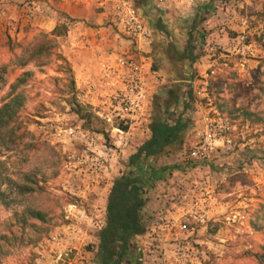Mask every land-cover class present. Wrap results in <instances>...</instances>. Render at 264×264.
I'll list each match as a JSON object with an SVG mask.
<instances>
[{
	"label": "rangeland",
	"instance_id": "obj_1",
	"mask_svg": "<svg viewBox=\"0 0 264 264\" xmlns=\"http://www.w3.org/2000/svg\"><path fill=\"white\" fill-rule=\"evenodd\" d=\"M68 1L76 4L79 15L69 14L68 4L65 8ZM133 1L154 29L145 54L154 74L151 84L156 88L146 110L148 120L134 121L131 130L149 125L154 109L164 103L170 89L190 84L195 97L185 115L189 130L183 147L161 155L153 164L155 168L174 164L186 168L167 170L164 175L161 172L163 176L156 182L153 195L160 203L144 210L149 229L136 237L138 245L145 246L142 257L147 263L143 264H157L160 247L168 254L179 242L201 243L213 264H264L255 256L264 245V156L248 162L246 168L242 158H248L249 147L245 155L219 150L206 162L188 157L194 144L193 125L209 111L220 112L237 126L238 141L253 139L247 145L256 146L252 155L262 150L264 120L252 121L244 116V110L264 108V0H215L210 12L204 9L209 0ZM115 2L50 0L49 18L43 19L42 11L47 8L40 2L33 9L32 0H0V70L5 65L7 79L5 84L0 79L4 85L0 105L10 99V85L16 76L24 70L34 72L23 89L25 100L16 119L24 138L16 149L0 141V190L4 192V200L0 198V238L12 232L24 236L0 258V264H100L97 235L105 221L111 186L116 176L129 169V156L147 138L134 136L122 151L113 124L94 112L88 100L90 92L87 96V89L78 83L65 52L68 31L56 37L51 32L57 25L69 30L76 22L93 28V16L108 11L109 20L104 24L112 25L113 33L122 38L112 21ZM159 15L166 32L155 29ZM195 23L198 59L191 64L181 54ZM43 32L56 39L50 63L43 67L30 64L25 69L16 66L9 42H27ZM130 51L140 54L134 47ZM222 102L229 103L230 114L218 107ZM77 103L86 107L87 116L77 112ZM116 125L129 128L122 122ZM71 128L74 135L69 134ZM102 144L119 147L109 167L104 165ZM102 163L98 175L93 173ZM70 204L77 206L71 215ZM197 204L207 207L211 218L199 224L194 236L187 238L166 228L169 214L186 213ZM29 210L44 211L45 220L33 219ZM158 227L163 230L159 232ZM148 247L158 248L153 252Z\"/></svg>",
	"mask_w": 264,
	"mask_h": 264
},
{
	"label": "trees",
	"instance_id": "obj_2",
	"mask_svg": "<svg viewBox=\"0 0 264 264\" xmlns=\"http://www.w3.org/2000/svg\"><path fill=\"white\" fill-rule=\"evenodd\" d=\"M142 1L139 0V3ZM214 1L209 0L206 3L205 12H210ZM197 25L198 23H195L196 28L191 27L187 46L181 54V58L188 60L191 64H194L198 59L196 35L194 34ZM155 29L167 31L160 15L155 22ZM67 31L68 28L65 25H57L52 30L51 36L52 34L54 37L63 35ZM51 36L50 33L43 32L27 42L15 44L9 42V51L16 66L25 69L30 64L39 67L48 65L55 54L54 42L56 39ZM5 69V65L1 66L0 79L1 82L4 81L3 84L7 80L4 76ZM33 76L32 70H24L16 76L10 85V99L0 105V141L7 148L16 149L24 138L16 126V119L25 100L23 89ZM72 82L74 83V81ZM3 84H0L1 89L4 87ZM12 93L14 94L11 95ZM194 98L193 87L190 84H186L182 88L170 89L168 98L164 103H158L153 111L149 123L150 137L139 145L135 153L129 156V169L115 177L108 195L105 221L97 235L99 243L96 249V258L100 264L144 263L142 254L146 252L145 247L138 245L136 237L144 235L149 229L147 225L149 216L144 212L148 203L146 194L150 189L155 188L157 180L164 175L165 171L185 170L186 168L177 164L155 168L153 164L161 155H168L173 150H180L183 147L185 136L189 130V121L185 115L192 108ZM228 104L222 102L218 107L230 114ZM77 105L79 107L77 112L87 116L89 111H85L86 107L79 103ZM244 116L251 117V120L255 122L262 121L264 120V108L255 111L247 108L244 110ZM0 198L4 200V192L1 190ZM29 214L33 219L45 220L44 211L29 210ZM19 236L12 232L10 235H3L0 238V258L10 253L15 242L19 243ZM20 238L23 239L24 236H20ZM20 241L21 244L25 242ZM255 256L261 263H264V245L263 251L255 253Z\"/></svg>",
	"mask_w": 264,
	"mask_h": 264
},
{
	"label": "built area",
	"instance_id": "obj_3",
	"mask_svg": "<svg viewBox=\"0 0 264 264\" xmlns=\"http://www.w3.org/2000/svg\"><path fill=\"white\" fill-rule=\"evenodd\" d=\"M112 16V21L119 34L127 39L133 47L139 50L140 45L151 42L154 29L143 15L141 8L133 0H116L112 5ZM146 75L144 64L133 53L117 56L114 64L106 68V77L112 81L113 91L108 96L105 106L97 109L95 113L106 122L113 124V130L118 134V142L122 151L126 149L129 140L132 138V123L140 118L143 122V115H145L150 104ZM120 122L129 125V128L117 126L116 124ZM192 130L194 144L188 154L190 160L210 161L215 157V152L219 150L224 153L245 155L244 151L249 147L251 151L246 154L248 158H242V166L246 168L249 165L248 162L261 160L264 156V147L256 153L257 155H252L251 152L256 151V146L247 145L253 139H249L247 143L246 140L238 141L237 126L218 111L202 114L195 121ZM75 133V129L69 130V134L74 135ZM243 139L246 137L244 136ZM95 142L96 138L93 136V143ZM102 146L104 147V162H106L104 165L109 167L110 160L115 157L119 147H108L106 144H102ZM103 163L101 166L97 164L93 168V173L98 175ZM93 188H97V185L93 184ZM76 208L75 204H70L68 214H73ZM210 218L208 208L197 204L186 213L169 217L165 224L170 231L175 230L177 235H184L188 238L198 232L199 224L208 223ZM197 244L192 245L191 242L175 243L174 248L168 254L166 248L163 251V248L160 247L157 264H213L210 263L211 258L203 245ZM158 247L148 248L149 251L154 252ZM144 263L147 262L144 261Z\"/></svg>",
	"mask_w": 264,
	"mask_h": 264
},
{
	"label": "crops",
	"instance_id": "obj_4",
	"mask_svg": "<svg viewBox=\"0 0 264 264\" xmlns=\"http://www.w3.org/2000/svg\"><path fill=\"white\" fill-rule=\"evenodd\" d=\"M32 2L34 3L33 9L39 2L41 3L40 6L42 8H47V10L45 9L42 11L41 15L43 19L49 18L48 12L52 6L50 0H32ZM66 5L68 6L67 10L71 16H74L75 14L79 15V11L75 6L76 4L73 5L72 2L68 1V3L65 2V8ZM35 12L37 11L35 10ZM109 16L110 14H108V11H103V13L93 16V28L83 22H76L69 25V35L65 46V52L73 63V68L79 85L82 89H87V96L89 95V92L91 94L90 97H88V100L93 104L94 112L105 106L108 96L113 91L111 87L112 81L106 77V68L114 64L117 56L133 53L130 51L133 48V45L123 36L121 38L118 33H113L112 25L104 24L109 20ZM139 48L140 54H137L136 56L145 66L148 82V98L150 99V95L155 92L156 88L154 84H151V76L154 74L150 72L148 67L149 58L148 55L145 54L150 48V43L142 44ZM146 114L147 111L144 115L145 117L142 119L143 121L148 120ZM131 133L132 138H134V136H145L148 139L151 135L149 125H145L141 129L137 128L136 131H132ZM261 145L264 147V142ZM201 167L206 168L207 166ZM155 191L156 188H152L147 192L150 198L148 199L147 206L144 210L149 209L158 201L159 198H157L156 195H153ZM160 201L163 202V198H160ZM158 203L160 202L158 201ZM178 214L179 213L176 214V212L171 213L167 218L176 217ZM157 230L161 232L163 229H159L158 227Z\"/></svg>",
	"mask_w": 264,
	"mask_h": 264
}]
</instances>
